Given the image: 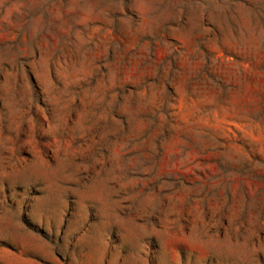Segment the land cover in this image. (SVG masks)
Returning a JSON list of instances; mask_svg holds the SVG:
<instances>
[{
	"label": "rangeland",
	"instance_id": "374dc122",
	"mask_svg": "<svg viewBox=\"0 0 264 264\" xmlns=\"http://www.w3.org/2000/svg\"><path fill=\"white\" fill-rule=\"evenodd\" d=\"M0 264H264V0H0Z\"/></svg>",
	"mask_w": 264,
	"mask_h": 264
}]
</instances>
